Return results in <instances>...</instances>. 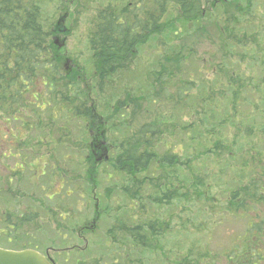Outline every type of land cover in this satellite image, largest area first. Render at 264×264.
<instances>
[{"label": "trees", "instance_id": "16d2710c", "mask_svg": "<svg viewBox=\"0 0 264 264\" xmlns=\"http://www.w3.org/2000/svg\"><path fill=\"white\" fill-rule=\"evenodd\" d=\"M203 2L216 6L217 12L224 13L221 14L224 20L220 22L218 32L220 36L226 35L227 42L219 45L218 50L220 60L215 75L221 78V86L217 95L213 92L216 81L208 87L210 95L205 96L207 83L202 80L197 86L193 79L187 77L188 71L181 67L185 62L174 45L172 56L166 54L163 61H159L151 70V82L139 90L141 96L124 91L115 102L112 100L105 104V108L103 104L95 108L89 105V91H85V78H82L81 72H66L63 52L57 49L52 39L58 33L55 29L58 23L46 28L40 1L0 0V132L6 135L7 130L16 123L12 130L18 125L20 137L25 132L32 134L37 130L41 137L51 140L50 144L46 143V139L41 144L45 143L49 148L59 145L61 149L73 143L69 140V122H76V138L81 136L82 130L86 131L87 144L82 145V180L88 185L85 202L90 203L88 209H92L91 219L94 222L110 220L104 245H100L102 251L87 264H145L142 259L146 257L150 259L149 264L161 262L155 255L162 250L169 231L160 207L175 200L189 201L192 198L190 192L195 193L203 185L202 180L192 172L195 167L193 162L209 154L216 155V159H220L224 153L227 156H234L235 152L246 155L247 133L255 128L259 130V138L264 141V97L260 98L259 103L254 98L260 85L264 90V75L254 79L256 88L253 84L254 90H249L246 77L238 76L230 64L232 59L238 65L242 64L246 59L242 51H247V44L257 43V33L247 32V25H251L249 19L258 13V0ZM171 8L176 14L170 18ZM200 18L197 0H135L119 8L108 4L95 17L88 34V47L93 53L92 66L98 70L93 80L94 87L101 90L110 78L125 71L135 49L153 37L166 35L176 41L182 39L179 35L183 33H186V37L190 31L196 33ZM178 76L182 77L178 80L180 84L173 93L168 94L165 85ZM263 92L260 91L261 97ZM215 96L222 100L214 103ZM138 97L145 101V106L161 105L165 117L162 118V112L154 114V117L162 118L161 122L149 121L135 130L130 128L129 122L125 123L128 113L123 107L130 109V104H135ZM140 102L143 101L140 100L138 104ZM58 113L64 117L57 119ZM192 115L198 118L193 123L182 119L185 117L189 120ZM258 117L261 119L259 128L255 123ZM117 122L125 125L113 131L115 136H111L109 128L117 126ZM49 126L59 127V132L54 133L56 138L44 133ZM179 126L189 146L184 150L187 176L180 175L183 166L177 163L174 150L166 146V140L173 136ZM227 130L230 137L226 134ZM1 142L4 143L5 139ZM13 142L20 145L16 138ZM104 146L107 152L116 153L113 158L107 154ZM29 147H33L32 141L25 140L24 151ZM261 149L258 153L264 155L262 146ZM104 152L109 156L108 160L103 158ZM76 154L81 158L78 151ZM251 161L256 163L257 168L252 173V182L243 189L232 190L228 198L230 202L237 196L247 199L245 195L248 191L255 190L258 179L264 178L261 159L252 157ZM49 162L52 164V160ZM78 165L81 167L80 162ZM104 165L117 169L119 175L132 183L131 186H137L133 190L131 186L123 187L121 184L120 196L128 203L114 209L111 214L109 207L101 206L100 199L93 191L95 170ZM152 169L159 170L160 175L153 178L150 174ZM73 172L67 174L61 170V175L69 177ZM180 176L186 180L182 181ZM144 194L148 196L145 198ZM137 202L138 207L135 206ZM228 209L234 212L238 210ZM243 238L244 242L247 241V233ZM208 255L207 250L195 255L194 249L189 247L179 264H201V261L209 258ZM249 264H264V257L257 263Z\"/></svg>", "mask_w": 264, "mask_h": 264}, {"label": "rangeland", "instance_id": "374dc122", "mask_svg": "<svg viewBox=\"0 0 264 264\" xmlns=\"http://www.w3.org/2000/svg\"><path fill=\"white\" fill-rule=\"evenodd\" d=\"M39 1L42 5L43 21L46 28L48 29L52 24L59 21L55 28L58 33L53 37L58 43H63L61 53L63 52V64L67 65L66 72L70 71L71 73L78 70L81 72L82 78H85V91H89V105L96 108L103 104L105 108V104L111 103L112 100L115 102L118 97L123 95L124 91L141 96L139 90L151 82V70L156 67L159 61H163L166 54L168 57L172 56L175 50L174 45L185 62L181 67L182 70L188 71L187 77L193 79L197 86H200L202 80L207 83L204 89L207 90L205 96L210 95L208 87L216 81L213 92L217 95L218 88L221 86V78L215 75V69L220 60L218 50L219 45L227 42V38L226 35H219V25L224 20L221 14L224 13L217 12L216 6H208L203 0H197L201 18L196 33L192 34L190 31L187 37L186 33H183L179 35L182 36V39L176 41L166 37V35L153 37L144 45L137 47L125 71L110 78L106 86L100 90L97 89V86L94 87L93 80L96 78L98 70L92 66L93 53L88 47V34L92 22L108 4L111 3L119 8L135 0ZM258 3V13L249 19L251 25H247V32L257 33V43L247 44V51L245 49L242 51L246 54V59L242 64L238 65L234 59L230 62L232 70L238 76L244 75L246 77L247 89L249 90H254L253 84L256 88L257 82L253 83L254 79L264 75V67L262 66L264 64V0H258ZM169 10L171 12L170 18L175 17V10L172 8ZM64 14L65 19L60 21V17ZM180 78L182 77L170 79L169 83L165 85L168 94L173 93L176 86L180 84L178 81ZM260 91H264L261 85L259 91L254 94L256 103H259L260 98L264 97V92L261 97ZM140 100L143 102L138 104ZM219 100L222 98L215 96L213 102L216 103ZM144 102L141 97H138L135 99V104H130V109L128 106L123 107L128 113L125 123L129 122V126L131 129L133 127V130L149 121L161 122V119L165 117L161 105L145 106ZM108 109L111 111L110 108ZM160 112L163 113L162 118L154 117V114ZM63 117L58 113L57 119ZM104 118L105 116L102 119L104 120ZM182 119L184 122L193 123L198 118L192 115L189 120L185 117ZM255 123L259 128L261 119L258 117ZM118 124L117 122L115 123L117 126L109 128L111 136L113 131L125 125L124 123ZM65 125L67 126V124ZM58 128V126H49L47 132L44 131V133L51 134L53 138H56L54 133L59 132ZM67 128L68 132L71 133L69 140H72L73 143L56 149L57 152L55 150L58 162L54 165L60 167L56 171L58 178L63 176L61 170L67 174L71 173L72 170L74 172L69 177L65 176L60 193L54 197V200L50 201L47 196L44 195L43 197L41 194L37 198L38 200L33 198L29 187L20 190L19 170L12 168L8 160L2 159L5 151H0V247L17 250L35 248L41 253L47 251L55 264H87L102 251L100 245H104L105 231L110 220L97 221L90 231L92 234L87 235L88 230L81 232L84 227L90 226L92 228L90 223L92 221V209H88L90 203L85 202L88 185L82 180L84 178L82 162L84 149L82 145L87 144L86 131L82 130L81 136L76 138L75 135H78L76 122H69ZM228 131L226 134L230 137ZM13 133L14 137H20L19 131H13ZM33 134L39 133L35 130ZM28 135L25 132V135L20 138L23 139ZM6 137L7 134L2 135L0 132V141ZM45 139L41 136L35 137V140L41 142ZM245 142H247L246 155L235 152L234 156H227L224 153L220 159H216V155L209 154L208 156H201L197 162H193L195 167L192 172L197 176V179L202 180L203 185L198 188V191L195 190V193L190 192L192 198L189 201L175 200L172 204L160 207L162 218L167 223L169 233H167V241H163L162 250L155 255L161 261H158V264H179L180 259L187 254L189 247L194 249L195 255L204 250L209 252V258L201 261V264L250 263V251L256 245V236L261 234L258 229L261 228L262 234H264V178L257 182L256 192L248 194V197L251 198L248 201L242 197L238 201H236L237 197L233 198L231 202L228 200L232 190L243 189L252 182V173L257 171L256 163L250 164L253 152H255L253 157L256 160L261 158V163L264 165V155L258 153L261 151L260 145L264 148V141L262 142L259 138V130L253 129ZM46 143L50 144L51 140L46 139ZM38 145L36 149L26 153L28 161L31 157L33 159L28 167L30 180L37 178L36 176L39 175L40 171L45 169V164L52 165L49 162L52 157L51 149L45 148L47 145L45 143H38ZM166 146L174 150L173 152L177 154V163L179 166H183L180 169V175L187 176V168L184 167L187 161L184 150L189 149V146L186 145V136H184L180 126L177 127L173 136L166 140ZM76 151L79 152L81 158L77 156ZM107 154L113 158L116 153L108 151ZM79 162L81 167L78 165ZM3 167L7 169L8 174H5ZM95 173L96 184L93 191L100 199L102 207L104 205L109 207L111 214L114 209L128 203L126 199L121 198L119 187L121 184L123 187L131 186L132 183L124 176L119 175L117 169L104 165L100 169H96ZM150 174L153 178L160 175L157 169H152ZM180 179L186 180L181 176ZM131 187L133 190L137 189L134 184ZM183 188H186L185 184ZM67 191L70 194L67 195ZM147 196L144 194L143 197L146 198ZM245 196L247 197V194ZM68 199H71L73 204L67 202ZM230 207L238 210L236 212L229 211L228 208ZM29 212L31 215L27 214ZM152 212L153 210H151ZM33 214L36 215V218L32 216ZM16 217L22 219V222H19ZM30 217L33 219L29 222L26 221V218ZM83 223L86 225L83 226ZM7 224H12V228H7ZM247 224L250 225L249 229ZM70 227L76 230L75 241L67 238L66 234ZM245 232H247V241L244 242ZM80 237L82 239H79ZM83 241L89 248L88 252L83 249ZM245 250L248 252L243 255ZM149 261L148 257L142 259L145 264H149Z\"/></svg>", "mask_w": 264, "mask_h": 264}, {"label": "water", "instance_id": "95a60500", "mask_svg": "<svg viewBox=\"0 0 264 264\" xmlns=\"http://www.w3.org/2000/svg\"><path fill=\"white\" fill-rule=\"evenodd\" d=\"M0 264H53L34 250L10 251L0 249Z\"/></svg>", "mask_w": 264, "mask_h": 264}, {"label": "flooded vegetation", "instance_id": "af4514ba", "mask_svg": "<svg viewBox=\"0 0 264 264\" xmlns=\"http://www.w3.org/2000/svg\"><path fill=\"white\" fill-rule=\"evenodd\" d=\"M14 140H13V138H11L10 140H9V145L11 144V142H13ZM9 145H8V148H9ZM10 158H12V156H10ZM59 183H58V180H56L55 181V185H53V188H52V190L51 191H47V192H49V196H47V199L48 200H54V197L55 196H57L58 195V190H59V185H58ZM38 186H39V183H36V187L38 188ZM42 195V194H41ZM40 197V195H35L33 198H35V199H37V198H39ZM41 198H43V197H41ZM38 200V199H37ZM31 213V212H30ZM31 215V214H30ZM32 216H34L35 218H36V215L35 214H33ZM16 219L19 221V222H22V219H20V218H18V217H16ZM33 219V217H30V218H26V221L28 220V222L29 221H31ZM12 224H7V227L9 228V229H11L12 228ZM72 233H73V237H72V239H71V241L72 240H74V238H75V233H74V230L72 231ZM9 241V240H8Z\"/></svg>", "mask_w": 264, "mask_h": 264}]
</instances>
